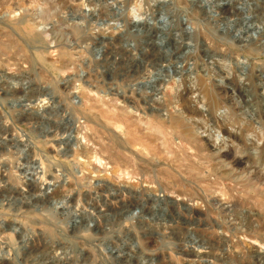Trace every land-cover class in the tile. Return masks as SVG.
<instances>
[{"label":"rangeland","instance_id":"obj_1","mask_svg":"<svg viewBox=\"0 0 264 264\" xmlns=\"http://www.w3.org/2000/svg\"><path fill=\"white\" fill-rule=\"evenodd\" d=\"M263 1L0 0V264H264Z\"/></svg>","mask_w":264,"mask_h":264},{"label":"bare ground","instance_id":"obj_2","mask_svg":"<svg viewBox=\"0 0 264 264\" xmlns=\"http://www.w3.org/2000/svg\"><path fill=\"white\" fill-rule=\"evenodd\" d=\"M260 1V0H259ZM264 2V1H263ZM263 5V4H262ZM221 7L220 8H223V9H233V8H230V5L228 4V6L227 5H225V3H221V5H220ZM155 9V8H154ZM234 9H236V10H240V8H234ZM228 11V10H227ZM226 11V12H227ZM226 12H224V14H226ZM245 12V11H244ZM147 13V12H146ZM264 13V12H263ZM181 14V13H180ZM235 14V13H234ZM182 17V16H181ZM181 22H180V25H186L185 27H186V30L188 31V32H190L191 30H189V24H187V22H186V19H182V20H180ZM167 23V22H166ZM263 23V22H262ZM262 25V24H261ZM171 26V25H170ZM228 28V27H227ZM247 29H251V28H249V27H246V30ZM184 30V29H183ZM257 30H259V28H257ZM192 32V31H191ZM190 32V33H191ZM261 33L262 32H264V30L262 29L261 31H260ZM255 35L257 34V33H254ZM253 36L254 35H252L250 38H248V37H246V40L247 39H250V40H254V38H253ZM243 43V42H242ZM252 88V87H251ZM206 98V97H205ZM196 100V99H195ZM218 103V102H217ZM216 103V104H217ZM223 104V103H222ZM222 104H221V107H224V106H222ZM224 105V104H223ZM217 106H218V104H217ZM216 108V107H215ZM217 108H220V105L217 107ZM221 109V108H220ZM230 110V109H229ZM230 114L232 115V116H234L235 115V113L234 112H231V110H230ZM207 119V118H206ZM243 121V120H242ZM175 123V122H174ZM251 123V122H250ZM254 124V123H253ZM242 125V124H241ZM243 125H244V123H243ZM242 125V126H243ZM235 126V125H234ZM192 129V128H191ZM229 129V128H228ZM231 129V128H230ZM233 129V128H232ZM230 131V132H229ZM228 132H229V135L231 136V137H234V138H236L237 139V134L236 133H234L233 131H231V130H229ZM235 131V130H234ZM223 134V133H222ZM228 134V133H227ZM193 138V137H192ZM22 140V139H21ZM264 246V245H263ZM200 251V250H199ZM198 251V252H199ZM259 252L261 253V254H263L264 255V248L263 247H261L260 248V250H259ZM201 253V252H200Z\"/></svg>","mask_w":264,"mask_h":264}]
</instances>
